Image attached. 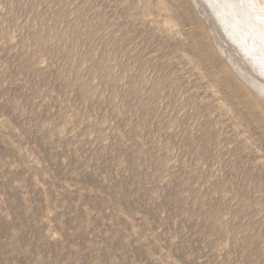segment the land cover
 Masks as SVG:
<instances>
[{"label": "rangeland", "instance_id": "374dc122", "mask_svg": "<svg viewBox=\"0 0 264 264\" xmlns=\"http://www.w3.org/2000/svg\"><path fill=\"white\" fill-rule=\"evenodd\" d=\"M228 9L0 0V264H264V66Z\"/></svg>", "mask_w": 264, "mask_h": 264}, {"label": "bare ground", "instance_id": "6f19581e", "mask_svg": "<svg viewBox=\"0 0 264 264\" xmlns=\"http://www.w3.org/2000/svg\"><path fill=\"white\" fill-rule=\"evenodd\" d=\"M223 1H225L229 5L227 6L220 0H215V3L217 2V6L220 7L219 9L214 4L213 0H210V3L216 9V12L220 15L224 14V12L225 13L230 12L229 11L230 9L228 8L233 7L234 14L233 13L231 14V16L234 17L233 19H231L232 17L230 15H228L231 17L229 19L227 18L228 17L227 15L221 16V18L224 19L223 21L227 26L232 25L234 27V29L233 27L227 28V32L230 34L232 33L235 34L234 36L239 34L240 38H236V41L239 44H243V48H245L244 51L246 50L247 51L246 53H248V55L254 57L255 58L254 61L259 62L264 66V50L259 49L260 52L253 51V48L255 49L258 46L264 47V2L262 0H241L239 2H237L236 0H223ZM240 3L242 5H240ZM241 13L242 15H240ZM246 26H248L249 29ZM242 41L244 43H241ZM262 68L260 70L261 73H263Z\"/></svg>", "mask_w": 264, "mask_h": 264}]
</instances>
